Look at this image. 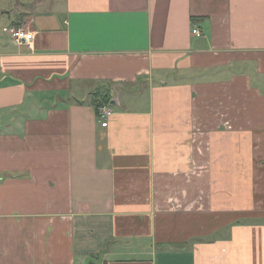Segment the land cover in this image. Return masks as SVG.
<instances>
[{"label":"crops","instance_id":"1","mask_svg":"<svg viewBox=\"0 0 264 264\" xmlns=\"http://www.w3.org/2000/svg\"><path fill=\"white\" fill-rule=\"evenodd\" d=\"M87 258L264 264V0H0V264Z\"/></svg>","mask_w":264,"mask_h":264},{"label":"built area","instance_id":"2","mask_svg":"<svg viewBox=\"0 0 264 264\" xmlns=\"http://www.w3.org/2000/svg\"><path fill=\"white\" fill-rule=\"evenodd\" d=\"M2 33L11 37L13 41L18 45H28L29 47L32 46L35 34L29 31L25 27H18V26H5L1 29ZM193 34L197 37L202 35L200 29L194 28ZM97 117L103 127H107L109 124V119L113 116V110L111 106L102 105L99 106L97 109Z\"/></svg>","mask_w":264,"mask_h":264},{"label":"trees","instance_id":"3","mask_svg":"<svg viewBox=\"0 0 264 264\" xmlns=\"http://www.w3.org/2000/svg\"><path fill=\"white\" fill-rule=\"evenodd\" d=\"M101 100L98 101L96 104H95V107L96 109L99 107V106H102V105H108V106H111V98L109 96H105L104 98H100Z\"/></svg>","mask_w":264,"mask_h":264},{"label":"water","instance_id":"4","mask_svg":"<svg viewBox=\"0 0 264 264\" xmlns=\"http://www.w3.org/2000/svg\"><path fill=\"white\" fill-rule=\"evenodd\" d=\"M114 104H116V101L112 100L111 101V106H113ZM101 256V254H100ZM84 264H102V260L99 258V260H96L94 258H87L84 262Z\"/></svg>","mask_w":264,"mask_h":264}]
</instances>
